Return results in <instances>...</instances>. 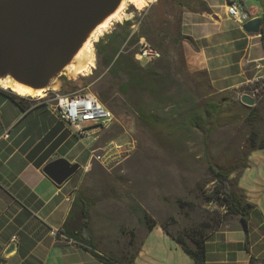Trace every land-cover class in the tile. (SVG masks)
Instances as JSON below:
<instances>
[{"label":"rangeland","instance_id":"rangeland-1","mask_svg":"<svg viewBox=\"0 0 264 264\" xmlns=\"http://www.w3.org/2000/svg\"><path fill=\"white\" fill-rule=\"evenodd\" d=\"M154 1L130 4L124 0L119 14L104 21V32L94 40L93 64L73 78L75 86L59 89L67 93L89 85L93 91L101 83L104 73H95L96 46L104 45L111 32H127L120 46L123 53L135 54L141 41L159 53L155 59L139 62L145 76L122 100L121 111L104 105L114 115L113 125L98 137L71 138L65 143L66 149L81 157V170L75 176L83 173L89 148L101 152L110 141L127 144V151L115 154L109 165L90 159L77 189L89 204L90 231L97 238L104 236V242L117 246L118 252L126 251V257L134 253L147 229L143 212L172 234L209 233L222 209L203 200L213 186L207 161L215 169L237 171L248 151V137L252 131L262 135L264 128L258 106L216 93L204 72L187 68L175 20L153 8L146 10ZM209 127L214 130L203 143ZM131 235L133 245L129 244Z\"/></svg>","mask_w":264,"mask_h":264},{"label":"crops","instance_id":"crops-1","mask_svg":"<svg viewBox=\"0 0 264 264\" xmlns=\"http://www.w3.org/2000/svg\"><path fill=\"white\" fill-rule=\"evenodd\" d=\"M230 1L155 0L146 10L153 8L175 20L176 36L190 71L204 72L216 93L230 94L239 102L242 95L250 96L264 122V0H234L250 19H261L260 31L255 34L245 32L226 15L225 6ZM23 105L21 109L0 98V264H105L91 251L112 258L115 264H127L126 251L118 252V247L106 244L102 235L97 238L90 231L95 246L91 248L58 232L75 206L91 149L82 164L83 173L60 186L41 169L56 158L80 163L78 152L66 149L65 143L71 138H91L77 135L45 103ZM244 162L245 167L231 172L228 179L241 203L253 205L247 232L239 216L222 210L221 226L209 232L204 241L206 264H264V148L249 152ZM15 181L35 195L38 207L34 208V201L24 204L16 198L21 185L10 191ZM11 242L16 243V250L4 255ZM120 245L123 248V243ZM131 264H192V260L156 222L143 231Z\"/></svg>","mask_w":264,"mask_h":264},{"label":"water","instance_id":"water-1","mask_svg":"<svg viewBox=\"0 0 264 264\" xmlns=\"http://www.w3.org/2000/svg\"><path fill=\"white\" fill-rule=\"evenodd\" d=\"M122 0H0V82L31 92L59 90L70 85L76 55L95 28L118 10ZM261 19L245 22L248 33L260 31ZM94 57V52H93ZM0 89L13 91L0 86ZM17 95V94H16ZM240 102L254 100L242 95ZM78 163L56 158L42 167L60 186L79 169ZM16 250L11 242L4 255Z\"/></svg>","mask_w":264,"mask_h":264},{"label":"trees","instance_id":"trees-1","mask_svg":"<svg viewBox=\"0 0 264 264\" xmlns=\"http://www.w3.org/2000/svg\"><path fill=\"white\" fill-rule=\"evenodd\" d=\"M127 32L122 33L111 32L106 35V42L104 45L101 43L96 46V59L98 69L95 73H104L101 77V83L96 84L93 92L96 94L98 99L103 105H106L109 109L119 112L122 110L123 102L122 100L127 99L129 90L137 87L138 82L143 81L145 76V67L133 59V52L123 53L120 51L121 44L125 41V36ZM70 85L75 86L76 83H70ZM115 87V90L113 88ZM106 88V90L104 89ZM250 91V90H249ZM118 94L120 97H113V94ZM0 98H7L14 102L18 107L24 109L22 98L18 97L16 94L10 91L0 89ZM26 103H30L27 102ZM197 125V121H194ZM214 130V127H209L207 132L203 135V143H205L209 134ZM248 151L255 149L264 148V128L262 135L256 131H252L248 137ZM245 160V159H244ZM245 167V162H243L239 169ZM207 170L212 177L213 186L212 188L203 194V200L206 203L214 204L224 210L225 214L237 215L240 218L242 227L245 232H247V219L249 209L253 205L248 203H241L240 199L234 194L230 181L228 179L229 174L232 171H221L215 169L211 162L207 161ZM21 185V188H18ZM18 188V191H17ZM10 191L16 193V198L27 204L34 201V208L40 205V202L36 200V197L31 193L25 186L20 182L15 181L11 185ZM75 206L70 209L67 218L63 225L58 229L59 233H62L67 238L75 240L79 243L85 244L91 248H95L93 243L92 234L89 228V204L86 200L79 194L76 195ZM144 222L147 229H151L156 222L150 220L147 215L143 212ZM222 222V214L218 215L216 223L211 227L210 232L216 230ZM164 232L174 240L182 251L192 260V264H206V254L204 248V241L208 236V233H192V232H182L177 234L170 233L165 225L159 224ZM129 244L133 245V235L129 239ZM138 248V247H137ZM137 250V249H136ZM134 251V253L136 252ZM93 256L101 260L105 264H115L112 258L101 256L94 251H91ZM134 253L127 257V264H131Z\"/></svg>","mask_w":264,"mask_h":264},{"label":"built area","instance_id":"built-area-1","mask_svg":"<svg viewBox=\"0 0 264 264\" xmlns=\"http://www.w3.org/2000/svg\"><path fill=\"white\" fill-rule=\"evenodd\" d=\"M225 13L240 26L251 20L242 5L234 0L226 4ZM157 57H159V53L142 41L138 51L134 54V59L137 62L149 61ZM20 98L29 102L45 103L57 119L69 125L81 137H98L115 121L113 113L101 103L89 85L67 93L50 90L46 91L42 97L20 96ZM126 145H118L110 141L101 152L93 150L90 159L102 165H109L114 162L115 154L127 151V147H124Z\"/></svg>","mask_w":264,"mask_h":264},{"label":"bare ground","instance_id":"bare-ground-1","mask_svg":"<svg viewBox=\"0 0 264 264\" xmlns=\"http://www.w3.org/2000/svg\"><path fill=\"white\" fill-rule=\"evenodd\" d=\"M124 0H122L123 2ZM149 0H128V2L130 4H137V3H141V2H146ZM121 2V4H122ZM120 4V7L118 8V10L116 12H114L112 15H115V13H118L121 8L122 5ZM124 6V5H123ZM119 14V13H118ZM105 23L102 22L100 25H98L95 30L92 32V34L90 35V37L88 38V40L84 43V45L82 46V48L80 49V51L78 52V54L76 55L75 59L78 61L79 60V64L78 66L72 67L71 69V74L76 77L77 75L83 73L84 71L88 70V68L93 64V44H94V40L95 38H97L98 36L101 35L102 32H104L105 30ZM0 86L3 88H7L10 89L11 91H13L15 94L22 96V97H31V96H37V97H42L44 96V91H37V92H31L29 89H26L24 87H21L17 84L14 85H10L7 82H0Z\"/></svg>","mask_w":264,"mask_h":264}]
</instances>
